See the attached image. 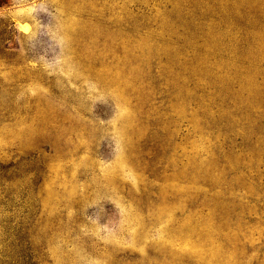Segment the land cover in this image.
I'll use <instances>...</instances> for the list:
<instances>
[{
  "label": "rangeland",
  "instance_id": "374dc122",
  "mask_svg": "<svg viewBox=\"0 0 264 264\" xmlns=\"http://www.w3.org/2000/svg\"><path fill=\"white\" fill-rule=\"evenodd\" d=\"M0 264H264V0H4Z\"/></svg>",
  "mask_w": 264,
  "mask_h": 264
},
{
  "label": "trees",
  "instance_id": "16d2710c",
  "mask_svg": "<svg viewBox=\"0 0 264 264\" xmlns=\"http://www.w3.org/2000/svg\"><path fill=\"white\" fill-rule=\"evenodd\" d=\"M4 4H5V1H4V0H0V8H1L2 6H4Z\"/></svg>",
  "mask_w": 264,
  "mask_h": 264
}]
</instances>
